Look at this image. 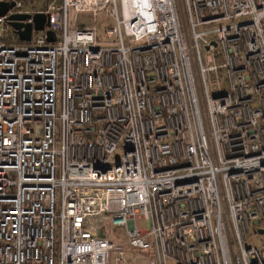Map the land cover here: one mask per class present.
Returning a JSON list of instances; mask_svg holds the SVG:
<instances>
[{
    "label": "built area",
    "instance_id": "built-area-1",
    "mask_svg": "<svg viewBox=\"0 0 264 264\" xmlns=\"http://www.w3.org/2000/svg\"><path fill=\"white\" fill-rule=\"evenodd\" d=\"M0 2V264H264V0Z\"/></svg>",
    "mask_w": 264,
    "mask_h": 264
},
{
    "label": "rangeland",
    "instance_id": "rangeland-1",
    "mask_svg": "<svg viewBox=\"0 0 264 264\" xmlns=\"http://www.w3.org/2000/svg\"><path fill=\"white\" fill-rule=\"evenodd\" d=\"M118 7L120 11V15L122 12L121 9V0H118ZM29 7L26 6V9ZM116 19L113 16H110L108 13H101L96 20V28H97V42L99 46L106 47L112 45V39L108 37L107 28L111 25H116ZM140 224H143V220H140ZM262 238L264 239V235H260L258 232L250 230L247 235V243L250 244H259L262 242ZM153 251L151 250H142L139 252H133L131 250H127L124 254V258L127 264H148L149 260L153 258ZM116 262V253L115 251H111L110 254V264H115Z\"/></svg>",
    "mask_w": 264,
    "mask_h": 264
},
{
    "label": "water",
    "instance_id": "water-1",
    "mask_svg": "<svg viewBox=\"0 0 264 264\" xmlns=\"http://www.w3.org/2000/svg\"><path fill=\"white\" fill-rule=\"evenodd\" d=\"M11 6H13V3L0 2V15H4ZM28 17V14H13L10 16L11 24L17 30L21 40H30L33 29H43L47 19L45 14L37 13L34 15L33 23H23ZM48 34L49 39H55L53 31H48ZM260 232H264V230H260Z\"/></svg>",
    "mask_w": 264,
    "mask_h": 264
}]
</instances>
